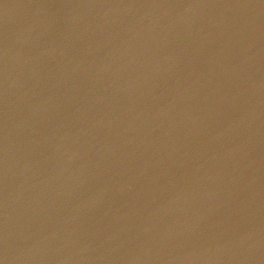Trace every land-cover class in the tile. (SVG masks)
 <instances>
[{"label":"water","instance_id":"1","mask_svg":"<svg viewBox=\"0 0 264 264\" xmlns=\"http://www.w3.org/2000/svg\"><path fill=\"white\" fill-rule=\"evenodd\" d=\"M0 264H264V0H0Z\"/></svg>","mask_w":264,"mask_h":264}]
</instances>
